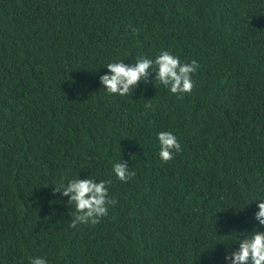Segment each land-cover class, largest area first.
Listing matches in <instances>:
<instances>
[{
	"label": "trees",
	"instance_id": "1",
	"mask_svg": "<svg viewBox=\"0 0 264 264\" xmlns=\"http://www.w3.org/2000/svg\"><path fill=\"white\" fill-rule=\"evenodd\" d=\"M162 51L200 65L190 94L155 65L129 95L103 89L108 63ZM160 131L181 144L168 163ZM77 178L111 181L94 226L53 195ZM261 198L264 0H0V264H231L264 232Z\"/></svg>",
	"mask_w": 264,
	"mask_h": 264
},
{
	"label": "clouds",
	"instance_id": "2",
	"mask_svg": "<svg viewBox=\"0 0 264 264\" xmlns=\"http://www.w3.org/2000/svg\"><path fill=\"white\" fill-rule=\"evenodd\" d=\"M135 32L136 30L133 29ZM157 73L156 81L170 90L174 95L182 96L184 93H191L194 88L192 74L195 73L200 65L196 60L191 63H181L179 57L169 51L160 52L156 58L138 57L133 66H128L124 61H113L107 64L106 68L111 75H103L100 80L103 89L110 95L121 97L129 95L130 90L134 89L139 83L147 81L149 70ZM151 108V103L145 105ZM160 145L159 157L162 162H170L173 153L182 151L181 144L177 137L170 131H160L157 133ZM113 172L116 177L127 182L135 176V172H130L125 164L115 163ZM111 181L101 180L96 183L94 179L80 180L72 179L66 185L55 186L53 195L63 189V195L70 197L68 203L74 206L72 212L73 220L71 227L76 228L79 224L96 225L108 215V206L115 205L118 201L110 198L108 186ZM259 211L255 214V219L260 226H264V198L257 200ZM238 250L232 252L227 259L231 264H264V232L256 228L249 235H245L238 243ZM30 264H47L43 258L36 257L30 260Z\"/></svg>",
	"mask_w": 264,
	"mask_h": 264
}]
</instances>
